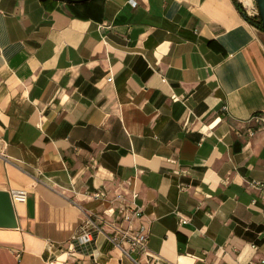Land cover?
Here are the masks:
<instances>
[{
    "label": "crops",
    "instance_id": "1",
    "mask_svg": "<svg viewBox=\"0 0 264 264\" xmlns=\"http://www.w3.org/2000/svg\"><path fill=\"white\" fill-rule=\"evenodd\" d=\"M134 1L0 0V190H25L0 264H134L106 238L120 191L160 264L264 258L256 0Z\"/></svg>",
    "mask_w": 264,
    "mask_h": 264
},
{
    "label": "built area",
    "instance_id": "2",
    "mask_svg": "<svg viewBox=\"0 0 264 264\" xmlns=\"http://www.w3.org/2000/svg\"><path fill=\"white\" fill-rule=\"evenodd\" d=\"M129 1L131 5L136 4L134 0ZM106 80L111 81L112 77L108 76ZM10 194L12 201H23L25 199L24 189H14ZM126 194L127 192L121 191L115 193L114 200L117 204L108 209L109 214L105 211V214L111 217L109 222L112 225L110 235L106 236L107 241L134 264H160L159 258L147 249L148 231L141 219V206L136 202L138 194L135 191H130L129 199L126 198ZM94 196L95 198L102 197L103 193H95ZM185 221L182 219V222ZM133 223H137L135 228L131 226ZM124 224L127 225L124 226ZM99 232H101L99 225L87 215L80 222L76 234L71 237L72 250H78L88 256H93L95 233ZM252 247L255 246L252 245ZM137 254H144L146 256L145 261H141ZM246 264H264V258L251 259Z\"/></svg>",
    "mask_w": 264,
    "mask_h": 264
},
{
    "label": "water",
    "instance_id": "3",
    "mask_svg": "<svg viewBox=\"0 0 264 264\" xmlns=\"http://www.w3.org/2000/svg\"><path fill=\"white\" fill-rule=\"evenodd\" d=\"M68 3H79L86 0H61ZM257 14L264 31V0H256ZM0 227L16 228L17 221L11 194L7 190H0Z\"/></svg>",
    "mask_w": 264,
    "mask_h": 264
},
{
    "label": "trees",
    "instance_id": "4",
    "mask_svg": "<svg viewBox=\"0 0 264 264\" xmlns=\"http://www.w3.org/2000/svg\"><path fill=\"white\" fill-rule=\"evenodd\" d=\"M239 6H240V5H239ZM240 7H241V6H240ZM240 9H241V8H240ZM241 11H242V10H241ZM242 13H243V15L246 17V19H247L250 23H252V24H254L255 26H257L258 28L262 29V28H261V22H260L258 16H256V19L254 20V19H251V18L247 17L244 11H242Z\"/></svg>",
    "mask_w": 264,
    "mask_h": 264
},
{
    "label": "bare ground",
    "instance_id": "5",
    "mask_svg": "<svg viewBox=\"0 0 264 264\" xmlns=\"http://www.w3.org/2000/svg\"><path fill=\"white\" fill-rule=\"evenodd\" d=\"M17 202V201H16Z\"/></svg>",
    "mask_w": 264,
    "mask_h": 264
},
{
    "label": "rangeland",
    "instance_id": "6",
    "mask_svg": "<svg viewBox=\"0 0 264 264\" xmlns=\"http://www.w3.org/2000/svg\"><path fill=\"white\" fill-rule=\"evenodd\" d=\"M256 7V6H255Z\"/></svg>",
    "mask_w": 264,
    "mask_h": 264
}]
</instances>
